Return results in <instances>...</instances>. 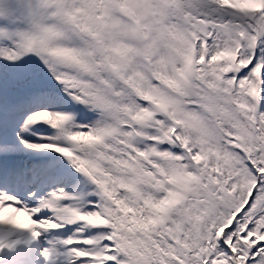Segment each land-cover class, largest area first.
<instances>
[{"label": "snow or ice", "instance_id": "6c2138e0", "mask_svg": "<svg viewBox=\"0 0 264 264\" xmlns=\"http://www.w3.org/2000/svg\"><path fill=\"white\" fill-rule=\"evenodd\" d=\"M0 38V264H264V0H0Z\"/></svg>", "mask_w": 264, "mask_h": 264}, {"label": "bare ground", "instance_id": "6f19581e", "mask_svg": "<svg viewBox=\"0 0 264 264\" xmlns=\"http://www.w3.org/2000/svg\"><path fill=\"white\" fill-rule=\"evenodd\" d=\"M8 45V41L5 40L4 43L2 45H0V49H3V47L7 46ZM14 71H16V69L10 67L9 65V62L4 60L3 57H0V74H4V75H10L12 74ZM32 71V70H31ZM40 71H43V72H47V68H43L41 67L40 68H37V71L36 72H40ZM53 83H55V81H53ZM80 108L82 110H84L86 113L87 116H94V113L92 112H89L87 111V108L85 105L81 104L80 105ZM81 123H87L88 121L86 119H82L80 120ZM34 142H39L38 140H33ZM47 158H45L44 156H41V157H33L31 158L32 161H40V160H46ZM24 162L25 163H28L30 162L29 159L27 157H24ZM67 190V189H66ZM74 190V189H73ZM17 218H23V219H28L25 215L23 214H20Z\"/></svg>", "mask_w": 264, "mask_h": 264}, {"label": "rangeland", "instance_id": "374dc122", "mask_svg": "<svg viewBox=\"0 0 264 264\" xmlns=\"http://www.w3.org/2000/svg\"><path fill=\"white\" fill-rule=\"evenodd\" d=\"M81 181H84V180H81Z\"/></svg>", "mask_w": 264, "mask_h": 264}]
</instances>
